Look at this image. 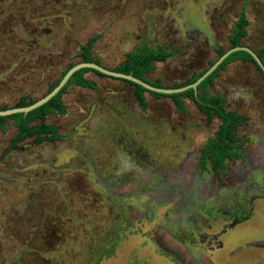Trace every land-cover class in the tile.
Segmentation results:
<instances>
[{
	"label": "rangeland",
	"instance_id": "1",
	"mask_svg": "<svg viewBox=\"0 0 264 264\" xmlns=\"http://www.w3.org/2000/svg\"><path fill=\"white\" fill-rule=\"evenodd\" d=\"M242 13L236 48L257 56L264 0H0V112L43 99L85 63L81 47L94 37L91 64L114 72L130 53L162 49L169 56L145 84L190 86L233 49ZM263 70L252 56L235 60L199 90L243 117L241 157L220 170L199 164L221 124L214 114L149 91L141 107L128 80L92 69L93 87L70 85L64 112L46 116L55 135L15 142L8 121L0 264H264Z\"/></svg>",
	"mask_w": 264,
	"mask_h": 264
},
{
	"label": "trees",
	"instance_id": "2",
	"mask_svg": "<svg viewBox=\"0 0 264 264\" xmlns=\"http://www.w3.org/2000/svg\"><path fill=\"white\" fill-rule=\"evenodd\" d=\"M246 25L247 23L245 20V16L244 13H242L237 24V29L234 30L231 37L233 48L238 47L239 40L245 36ZM96 40L97 37L91 38L87 42L86 46L81 47V56L83 57V62L99 65V61L94 60L91 55L92 47ZM263 53L264 51H261L257 56L261 59ZM223 55L224 54L220 53L219 57H222ZM168 56L169 53L162 49L144 50L136 53H130L127 55L126 60L122 62L121 65L114 70V72L130 75L134 78L140 79L144 83L150 84L148 81L144 80L142 76L151 70L152 64L154 62L163 61ZM250 58V54L246 51L239 50L233 52L228 57H226L217 66V68L196 87V89H188L182 92H174L169 94L159 93L149 91L140 84L133 83L131 81L127 82L135 86L134 95L141 107L145 106L144 92L149 91V93L170 98L177 110H184L182 99L190 98L199 109V111L206 115H209L211 113L214 114L221 121V124L219 125L218 130L215 133L214 139H210L205 145V148L202 151L200 162L202 168H204L205 160L206 158H208L212 161L215 168H219L224 166V160L226 158L233 159L241 157V155L237 152L240 145L238 144V138L235 135V129L241 122H243V117L238 115L236 112H228L227 110H225L222 106L223 99L221 97H209L208 95H201L199 93V90L206 83L210 82L212 79L218 76L219 71L222 70V68L226 64H229L235 60H247ZM72 67H70L64 74H62L60 79L50 89L49 93L58 86L62 78ZM86 70H88V68L80 69L74 72L67 83L60 89V91L45 104L27 113H14L8 116H0V127H3L8 121H11L12 125L17 129V133L14 137L15 142L22 141L30 136L43 138L48 135H55V128L46 124L45 118L49 113L54 111H57L59 113L64 112L60 96L70 85H76L79 87H93V84L84 78V73ZM94 71L100 75H104L99 71ZM202 75L203 74L192 81V84L195 83ZM186 86L188 85L182 87H173L169 90H177ZM157 88H160V86L157 85ZM32 104H34V102H30L27 104L21 102L15 108H25L31 106ZM6 110L7 109H3L2 111ZM36 122H38V124H36Z\"/></svg>",
	"mask_w": 264,
	"mask_h": 264
},
{
	"label": "water",
	"instance_id": "3",
	"mask_svg": "<svg viewBox=\"0 0 264 264\" xmlns=\"http://www.w3.org/2000/svg\"><path fill=\"white\" fill-rule=\"evenodd\" d=\"M239 50H243L248 52L253 59L256 61V63L260 66V68L263 70L261 61L259 60V58L253 54L250 50L245 49V48H233L231 50H229L228 52H226L220 59L219 61L212 67L210 68L206 73H204L194 84L190 85V86H186L177 90H162V89H154L151 88L149 85L139 81L138 79L130 76V75H124V74H118V73H114V72H109L106 70H103L99 67H97L94 64L91 63H80L78 65H75L74 67H72L66 74L65 76L62 78V80L60 81V83L58 84V86L53 89L49 94H47L43 99L35 102L34 104H32L31 106L25 107V108H17V109H11V110H7V111H2L0 112V116H8L14 113H27L43 104H45L46 102H48L51 98H53L59 91L60 89L67 83V81L69 80V78L71 77V75L80 70V69H84V68H88V69H93L96 71H99L101 73H103L104 75H109L111 77L114 78H121V79H125L128 81H131L133 83H137L142 85L144 88H146L149 91H154V92H159V93H165V94H169V93H174V92H182L188 89H196V87L207 77L209 76L214 70L215 68L226 58L228 57L231 53L239 51ZM264 71V70H263Z\"/></svg>",
	"mask_w": 264,
	"mask_h": 264
},
{
	"label": "flooded vegetation",
	"instance_id": "4",
	"mask_svg": "<svg viewBox=\"0 0 264 264\" xmlns=\"http://www.w3.org/2000/svg\"><path fill=\"white\" fill-rule=\"evenodd\" d=\"M206 144H207V143H206ZM239 145H240V144H239ZM204 148H205V146H204ZM204 148H203V150H204ZM203 150H202V151H203ZM237 152H238V150H237ZM238 153H239V152H238ZM239 154H240V153H239ZM201 155H202V152H201ZM201 155H200V158H201ZM240 155H241V154H240ZM200 158H199V164H200V167H201V169H204V168L206 167V161L208 160V158H206V160H205V167H204V168H202V166H201ZM233 159H234V158H233ZM226 160H232V159H227V158H226V159L224 160V164H225V161H226ZM222 168H223V167H219V168H217V169L220 170V169H222Z\"/></svg>",
	"mask_w": 264,
	"mask_h": 264
}]
</instances>
